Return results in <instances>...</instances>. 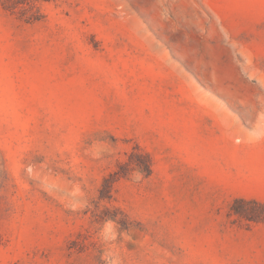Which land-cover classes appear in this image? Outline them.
<instances>
[{
	"label": "rangeland",
	"instance_id": "rangeland-1",
	"mask_svg": "<svg viewBox=\"0 0 264 264\" xmlns=\"http://www.w3.org/2000/svg\"><path fill=\"white\" fill-rule=\"evenodd\" d=\"M0 264H264V0H0Z\"/></svg>",
	"mask_w": 264,
	"mask_h": 264
},
{
	"label": "trees",
	"instance_id": "trees-1",
	"mask_svg": "<svg viewBox=\"0 0 264 264\" xmlns=\"http://www.w3.org/2000/svg\"><path fill=\"white\" fill-rule=\"evenodd\" d=\"M15 1L18 4L28 3L30 5V7H32V3L34 1H38V0H28V1L27 0H15ZM146 170H147V174H149L150 173V167H149V164L147 162H146ZM109 188H110L109 181H107V179L105 178L104 181H103V187L101 189V192H102V190H105V189H106V191L108 190V192H109ZM232 208H233V211L235 213L238 212L234 207H232Z\"/></svg>",
	"mask_w": 264,
	"mask_h": 264
}]
</instances>
